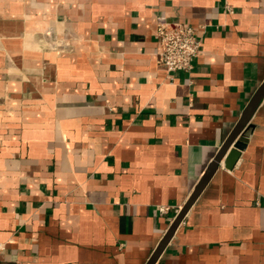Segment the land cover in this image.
I'll use <instances>...</instances> for the list:
<instances>
[{"label": "crops", "instance_id": "obj_1", "mask_svg": "<svg viewBox=\"0 0 264 264\" xmlns=\"http://www.w3.org/2000/svg\"><path fill=\"white\" fill-rule=\"evenodd\" d=\"M161 21L204 32L190 73ZM263 84L264 0H0V264H148ZM249 124L155 264H264Z\"/></svg>", "mask_w": 264, "mask_h": 264}, {"label": "built area", "instance_id": "obj_2", "mask_svg": "<svg viewBox=\"0 0 264 264\" xmlns=\"http://www.w3.org/2000/svg\"><path fill=\"white\" fill-rule=\"evenodd\" d=\"M226 10L232 12L229 4L226 5ZM203 33L197 28L180 23L159 22L156 31V39L160 46L158 64L169 74L190 73L201 52ZM159 210L162 213L168 211L165 207Z\"/></svg>", "mask_w": 264, "mask_h": 264}, {"label": "water", "instance_id": "obj_3", "mask_svg": "<svg viewBox=\"0 0 264 264\" xmlns=\"http://www.w3.org/2000/svg\"><path fill=\"white\" fill-rule=\"evenodd\" d=\"M264 98V84L261 86V88L258 90V92L253 97L252 101L246 108L242 119L240 123L238 124L237 128L233 132V134L230 136V138L227 140V142L224 144L222 149L220 150V153L215 158V160L210 164L208 169L206 170L204 176L199 181L198 185L196 186L193 194L191 195L190 199L186 203V205L182 208L180 213L178 214L177 218L173 222L171 228L167 232L166 236L156 249L155 253L153 254L152 258L148 262V264H155L158 260L161 253L166 248L167 244L170 242V239L172 238L173 234L175 233L176 229L179 227L183 219L185 218L186 214L191 209L192 205L195 203V201L198 199L208 182L211 180L215 172L218 170L220 163L224 159V157L227 155L225 160V167L227 169H233L236 165L237 161L240 158L241 151L245 149V144L247 142V134L245 136H240L242 131L247 127L249 124L251 118L253 117L254 113L256 112L257 108L261 104L262 100ZM253 126L249 124L248 129H252ZM247 129V128H246ZM247 132V130H246ZM238 139V140H237ZM232 146L234 148L232 150H229ZM230 151V152H228Z\"/></svg>", "mask_w": 264, "mask_h": 264}]
</instances>
